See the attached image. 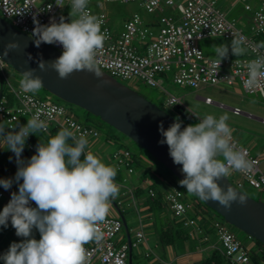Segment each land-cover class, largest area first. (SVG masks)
<instances>
[{"label": "clouds", "instance_id": "1", "mask_svg": "<svg viewBox=\"0 0 264 264\" xmlns=\"http://www.w3.org/2000/svg\"><path fill=\"white\" fill-rule=\"evenodd\" d=\"M55 2L64 5L63 0ZM68 5L70 22L61 17L58 23L37 22L33 29L36 46L58 44L63 49L54 61H41L39 69L44 70L47 63L61 79L76 71L91 72L101 78L96 55L108 39L101 28L102 20L91 13L89 0H70ZM17 47L15 42L6 44L3 56ZM212 49L217 68L229 52L244 56L249 51L242 35L234 36L230 45H214ZM256 49H264V42L256 45ZM246 68V87L258 86L264 79V54L248 61ZM35 72V69L22 72L19 84L23 92L36 94L43 88V80ZM228 120L227 113L219 117L206 114L198 123L181 128L182 121L177 117L167 129L162 123L158 129L164 138L160 143L167 144L173 163L182 166L184 178L179 184L190 196L216 202L225 210L233 203L244 205L246 195L230 185L221 186L220 181L233 172H246L252 167L246 151L233 143ZM5 127L0 124V138L15 155L17 170L13 178L0 179V187L8 190L15 181L18 192H12L9 202L0 210V226L6 228L10 221L16 236L23 239L11 243L0 259L4 264H87L85 246L103 238L99 226L106 222L111 202L120 194L117 168L86 150L87 138L95 135L86 137L83 132L77 135L71 127H62L55 135L48 133L47 140L40 141L35 154L25 161L21 154L26 139L30 134L47 133V123L37 113L18 130L5 131ZM33 229L39 232V239L33 237Z\"/></svg>", "mask_w": 264, "mask_h": 264}, {"label": "built area", "instance_id": "2", "mask_svg": "<svg viewBox=\"0 0 264 264\" xmlns=\"http://www.w3.org/2000/svg\"><path fill=\"white\" fill-rule=\"evenodd\" d=\"M116 1L137 2L147 12L156 14L157 17L152 22H145L137 12H134L123 22L121 32L115 35L106 24V13L100 12L97 17L102 20V31L108 34L104 47L98 50L96 55L100 68L119 79L139 78L150 86L159 87L167 94L166 104L170 106L181 104V98L168 93L160 85L159 78H162L161 74L165 75L171 70L173 81L180 85L197 88L206 84L237 83L244 92H261L264 96V79H261L256 87H246L247 62L254 59L257 54H264V49H256V45L264 42L262 41L264 39L259 40V36L264 33V0H261L259 8L252 17V22L249 23V33H244L233 20L228 19L225 12L217 7L216 0ZM178 1L181 3L176 18H173L172 14L167 15L161 12L162 6L174 5ZM63 3L61 7L55 0H0V15L20 30L36 38L33 35V29L37 22L40 25H47L52 21L58 23L61 17L65 22H70V6L68 5L70 0H63ZM237 35L246 37L248 53L244 56L223 59L219 68L215 65V57L206 56L198 44V40L208 36L227 38ZM51 46L63 50L58 44ZM1 66L0 60V68ZM13 92L16 103H6L5 97L0 105L1 115L9 122V126L13 125L15 118L19 115L28 114L31 117L39 113L40 118L47 123L48 129L51 126L71 127L77 135L80 132L85 133L86 137L96 135L97 131L94 127L83 125L70 114L68 109L51 100L49 95L40 99L32 93L23 92L20 88H13ZM204 100L210 102L211 97L205 96ZM232 111L238 113L240 108L234 106ZM232 141L246 151L247 158L252 164L250 170L238 172L239 178L233 182L240 188L248 184L256 189H264V170L260 168L259 158L252 155L247 146L239 144L233 137ZM114 155L116 156L114 166L117 171L122 168L130 173L133 170L132 158L128 150H118ZM122 179L126 180L127 177L124 176ZM127 190L130 191L129 188ZM147 191L153 194L152 188H147ZM163 198L170 211L186 216L187 203L183 201L181 190L175 187L169 189L164 192ZM186 217L184 224L193 222L188 215ZM210 219L217 235L220 252L230 263L248 264V251L235 234L229 231L222 221L212 217ZM99 227L103 232V238L85 246L88 255L87 264L94 259L97 260V264H128L129 245L133 249L140 243L146 242L141 218H139V227L132 234L129 243L116 238L122 227V221L116 214H109L106 222ZM195 229L198 235L203 234L200 227ZM196 232L191 231L189 234L196 235Z\"/></svg>", "mask_w": 264, "mask_h": 264}, {"label": "rangeland", "instance_id": "3", "mask_svg": "<svg viewBox=\"0 0 264 264\" xmlns=\"http://www.w3.org/2000/svg\"><path fill=\"white\" fill-rule=\"evenodd\" d=\"M216 2H217L216 3L217 7L221 8L226 13L227 18L235 19L236 24L238 26H243V29L246 32L249 31L248 24H249L250 11L245 10L243 8V4L240 0H216ZM249 2L251 3V5H253V7L256 6L253 0H249ZM100 3L102 7L104 8V10L107 12V22L113 34L115 35L121 32L122 21L125 18L130 17L135 11L138 10V5L135 2H118V1L103 2L102 0H91L90 1V5L94 11H97V8L99 7ZM177 3L180 4L179 2ZM173 10L179 12V7L178 6L169 7L168 11L165 10L164 13H168L170 15ZM176 16L177 15L174 14L173 18H175ZM220 39L221 38L219 36H208V37L198 40V44L201 46L205 55L211 57V56H215L214 49L212 48L214 45L220 44ZM2 70H4L6 78L7 77L10 78L14 86L20 87L19 81L22 79V75L20 73L16 72L15 70H13L12 68H10L8 65L4 63L2 65ZM161 77L162 78H159L160 85L166 91H168V93L181 98L182 105L180 107H176V104L174 106H170L166 104L167 94L163 90H161L159 87L150 86L144 83L139 78L125 80V82L131 85L133 88H135L137 91H139L146 97H148L150 100H152L156 104L165 108L175 118L178 117L179 120L182 121V123L185 126L198 123L200 120L199 118L205 116L208 113L205 111L204 112L205 115H203V113H201L200 111L194 109L193 107H190V105H192L190 104L191 101L195 103H198V101H200L195 97L196 94H199L202 96L210 95L213 100L217 102H222L223 104H226L229 106H233L232 103H234L235 101L237 104L240 105L239 108L242 111H247L258 117L264 118V96L261 92H256V93L245 95L241 91H239L238 88L222 89L216 85L207 84V85H202V86L207 87V89H202L201 85L199 86V88L186 86V85H180L176 83L175 81H173L172 70L166 72L165 75L161 74ZM3 89L4 90L6 89L5 82L3 85ZM47 94L50 95L44 88H42L35 95L42 97ZM50 96L53 100H55L53 95H50ZM241 97H243L245 102L239 101ZM249 103L255 104V106L250 108ZM65 105L67 106L70 114L74 118H77L79 120L87 119L89 124L91 123V121L92 123L93 122L95 123V125L100 131V137L102 138V141H106L107 148L110 150L109 151L110 153H112L113 151H117L119 148L127 147L135 155L136 161H138V164L135 165V170H134L135 172L131 174L127 173V175L129 174V178L126 180H123L122 177H119V179L116 180V182L120 185V194L116 198V200H120L121 207L123 208V212H124L123 215L125 216L127 224L130 228V232H132V229L135 226H136L135 229L139 227V218H141L143 224L145 225L144 231H145V235L147 237L148 244H149L148 246H145L146 242L145 243L142 242L138 246L134 247V252L137 251L138 255H134L133 264H152L153 262H155L156 264H164L165 262H163V260L156 259L157 254H160V256L162 255L161 258H164V261L169 260L170 259V256L168 255L169 246L160 245L157 241L156 229H155L156 227H155V223L153 222L154 221L153 214L145 211L143 208L144 203H143L142 198L145 199V196L138 197L137 199L138 210L137 211L135 209H132V207L129 206V203H132V196L130 194V191L127 190V186L128 187L134 186L138 183V178L136 176L138 174L140 175V179H141L140 180L141 187L144 190L147 189V185H153L156 188L164 190V192L174 187L178 188L179 190L183 192V201L189 204V207L192 210H193V207H195V202H196L195 197L196 196H190L186 192V190L179 184V182L172 176V174L168 172V170L162 167V165L155 158H153L148 152L140 149V147L135 142H133L131 139L122 135V133L117 132L114 129L110 128V126L101 122L96 117L87 114L83 108L78 107L76 105L68 104V103H66ZM204 106L208 107L207 105H204ZM203 109H206V108H203ZM211 114L217 117L220 116L219 114H216L214 112H212ZM241 115H244V114H241ZM229 117H231L235 121V123L239 122L241 127L243 128L244 126L247 125L248 122H251V120H247L248 118L244 116L230 115ZM227 123L229 124L231 128H233L231 121L228 120ZM260 126L261 128H264V124ZM258 131H259L258 135L264 136V130H258ZM106 136H109V137L106 138ZM113 158L114 160H116V156H113ZM261 168L264 169L262 166ZM118 172L121 175L122 174L124 175L125 170L121 168L118 170ZM229 178L232 181H235L237 178H239V173L233 172L229 176ZM241 188L245 190L247 193H249L250 195H253L254 197L260 196L262 200H264V190H258L248 184L242 185ZM204 210H203V214L202 212L197 210L195 212L196 215H192V216L198 222L200 220H203L204 222H202V224L204 226L206 225V222L202 218L205 216L212 217L213 219L222 221L224 225L226 226V228L229 231L233 232L244 246H246L248 249L255 248V242H254L253 237L248 236V234H246L244 231L226 222L220 216L213 213L212 210L210 211L209 210L204 211ZM188 211L189 209H187L185 213L186 216H187ZM170 214L171 213H170L169 208L163 207L160 210L159 216L164 218L165 216H170ZM186 216L182 215V217H176V220H177L176 225L184 227L181 222L184 220V218H186ZM146 224H149L150 226L147 227ZM2 227L3 226H0V235L1 234L4 235L7 233V231H2ZM192 231L196 232V229H192ZM122 232H123V229L120 230L119 234H117V237H116L117 239L122 238L120 236ZM213 235L215 237V240H217L216 232L212 230V237ZM37 237L39 239V232L37 234ZM197 241H198V238H197V232H196L195 236L190 235L188 236V238H186L185 241H182V242L183 243L189 242L191 246H195ZM4 243L6 245V241L0 243V256H2L9 248V247H4L3 246ZM7 244L10 245L11 243L7 241ZM182 249L183 251L185 250V248H179V249L176 248V251L181 252ZM162 250H164L165 253H163ZM146 251H149L151 253V256L148 259H146L143 255V253H145ZM0 264H4V261L2 259H0ZM91 264H96V262H92ZM172 264H175V263H172ZM248 264H251V263H248Z\"/></svg>", "mask_w": 264, "mask_h": 264}, {"label": "water", "instance_id": "4", "mask_svg": "<svg viewBox=\"0 0 264 264\" xmlns=\"http://www.w3.org/2000/svg\"><path fill=\"white\" fill-rule=\"evenodd\" d=\"M35 39L0 15V60L2 63L21 75L27 69H35V74L43 80V88L50 94L83 108L126 135L144 148L178 182L184 178L182 166L173 163L168 154L167 144L160 143L164 138L158 130L159 125L162 123L164 129H167L175 120L172 114L100 67L103 74L101 78L95 77L91 72L76 71L66 79H61L47 63L45 69L40 70L41 61H54L62 51L45 43L36 46ZM10 42L17 43L18 47L9 50L8 55L3 56L5 45ZM176 107H179V104ZM183 127L185 125L182 123L181 128ZM23 153L31 157L26 150H23ZM220 184L224 187L230 185L245 194L246 203L244 205L233 203L229 210H225L216 202H204L197 198L223 220L264 244V200L260 196L250 195L235 185L229 177L221 180ZM112 204L122 221L126 241L129 243L130 234L126 220L114 201ZM127 262L132 264L130 245Z\"/></svg>", "mask_w": 264, "mask_h": 264}, {"label": "trees", "instance_id": "5", "mask_svg": "<svg viewBox=\"0 0 264 264\" xmlns=\"http://www.w3.org/2000/svg\"><path fill=\"white\" fill-rule=\"evenodd\" d=\"M90 1L89 0V8L91 10V13L93 15H96L98 16L100 12L104 11L106 13V24L109 26L108 22H107V12L103 9V8H100L99 10H97L96 12L93 11L91 5H90ZM103 1V0H102ZM111 1H116V0H110V1H103V2H111ZM241 1V0H240ZM254 3L256 4L255 7H253V5H251V3L249 2V0H244V1H241L242 4H243V8L245 10H248L250 11V16H249V23L252 22V17L255 13V11L259 8L260 4H261V0H253ZM120 2V1H118ZM126 2H130V1H126ZM247 5V7H246ZM226 14V13H225ZM227 17V16H226ZM229 19V18H228ZM125 20V19H124ZM124 20L122 21V27H123V22ZM230 20H233L235 25L239 28H241L243 30L244 33H249L250 29L248 32H246L244 29H243V26H238L236 24V20L235 19H230ZM247 25V24H246ZM110 28V26H109ZM248 28H249V24H248ZM111 29V28H110ZM233 37H221L220 39V44H231V40H232ZM264 39V33L259 36V40H262ZM200 46V45H199ZM201 47V46H200ZM202 49V48H201ZM203 51V50H202ZM204 53V51H203ZM205 54V53H204ZM209 57V56H208ZM211 57H215V56H211ZM228 57H239V56H233L230 52H229V55ZM0 84H1V91H0V105L2 104V100L5 98L6 99V103L9 102V104L11 103H16V99H15V96H13L14 92H13V88L14 89H19L20 87H16L12 84V81L10 80V78H6L5 76V73H4V70H2V66L0 68ZM133 79V78H132ZM123 82H125L124 79H121ZM4 82L6 84V89L4 90L3 89V85H4ZM126 83V82H125ZM127 84V83H126ZM207 85V84H206ZM212 85V84H211ZM131 86V85H130ZM21 89V88H20ZM48 92V91H47ZM49 93V92H48ZM50 94V93H49ZM35 95V94H34ZM48 95V94H47ZM38 96V95H35L37 96L38 98L40 99H44L46 98V96ZM50 95H53V94H50ZM49 95V96H50ZM55 100H53L50 96V99L53 100L54 102H57L58 104L62 105L65 109H68L67 106L65 105L66 103L68 102H65L63 101L62 99L56 97L55 95H53ZM68 104H71V103H68ZM74 105V104H72ZM79 107V106H78ZM85 112L89 115H92L94 117H96L95 115L91 114L90 112L86 111ZM30 116L28 114H24V115H21V116H18L15 118L14 122H13V125L12 126H9V122L6 120L5 117H3L1 115V111H0V124H3L5 125V131H13V130H18L19 129V126L21 125H24L27 123V119H29ZM98 120H100L98 117H96ZM77 119V118H76ZM79 120V119H77ZM80 122L83 123V125L87 126V127H90V126H94L97 133L95 136H91L89 138H92V137H96L100 139V141H102V138L100 137V131L99 129L97 128V126L95 125V123L91 121V123L89 124L88 120L85 119V120H79ZM101 122L105 123L104 121L100 120ZM107 124V123H105ZM108 126H110L109 124H107ZM110 128L114 129L115 131L117 132H120L118 130H116L115 128H113L112 126H110ZM60 129V127L58 128H54V127H50L48 129V132L47 133H37V134H40L42 135V140L39 139V137H36L37 134H30L28 136V138L26 139V143H25V150L30 152L32 155L35 154V150H36V145L40 142V141H46L47 138H48V133H51L52 135H55L56 132ZM121 133V132H120ZM106 135V134H105ZM110 135V134H109ZM122 135H124L122 133ZM111 136V135H110ZM126 136V135H124ZM109 136H106V138H108ZM127 137V136H126ZM44 139V140H43ZM88 139V138H87ZM130 139V138H129ZM134 142V141H133ZM137 144V143H136ZM140 149L142 150H145L144 148H142L139 144H137ZM29 146H32V148H29ZM122 150L124 149H128L127 147H122L121 148ZM86 150H90L89 148H87ZM146 151V150H145ZM147 152V151H146ZM116 153V151H113L112 153H110L109 155L106 154L107 156H110L108 158V161L110 160V158H112V161L115 163L116 160H114L113 156H115L114 154ZM104 154L102 156H99L103 162H106V164H109L107 162V158L106 156H104ZM133 157L132 158V166L135 168V165L138 164V161H136V157L133 153H130ZM135 157V158H134ZM114 163L112 165H114ZM165 168V167H164ZM166 169V168H165ZM167 170V169H166ZM3 172H4V169H3ZM169 172V171H168ZM170 173V172H169ZM3 178V175H2V172L0 171V179ZM127 188L130 189L131 191V196H132V203H129V206L132 207V209H135L136 211L138 210V205H137V199L140 195H144L145 196V201L143 202L146 206H145V211L147 212H150L151 214H153V218H154V223H155V229H156V237H157V241L160 245H165V246H173V245H176L178 243H181L183 240H186V238H188V236L192 235V234H189V232L192 231V229H195L196 227H200L203 231V234H205L204 232H207L208 234H211L212 233V230L214 231V227L212 226V222H211V219L210 217H203L202 219L205 220L206 222V225L204 226L202 224V222H204L203 220H200L199 222L192 216V215H196V211H200L202 212L203 214V210L206 211V210H209L207 207H205L203 205V203L197 199H196V202H195V207H193V210L190 209L189 207V204H187V209H189L187 215L188 217L192 218L193 219V222L192 223H187V224H184V221L187 219L184 218V220L181 222L183 224L184 227H181V226H178L176 225L177 224V220H176V217H182V215H177L175 214L174 212L170 211V216H165L164 218H162L161 216H159L160 214V210L164 207H167L166 205V202L164 201V198H163V195H164V190L162 189H159V188H156L154 187L153 185H148L147 188H152L153 189V194H149L147 189L144 190L143 188L139 187V186H127ZM178 189V188H177ZM258 190H264V189H258ZM119 201V202H117ZM115 205L116 207L120 210V212L122 214H124L123 212V208L121 207V203H120V200H116L115 199ZM202 206V207H200ZM213 212V211H212ZM205 213V212H204ZM214 213V212H213ZM115 214H116V211H115ZM117 215V214H116ZM206 215V214H205ZM118 216V215H117ZM119 217V216H118ZM199 217V216H198ZM209 218V219H208ZM127 227L129 229V226L127 224ZM123 227H121L120 230H122ZM120 232V231H119ZM193 232V231H192ZM130 233V232H129ZM23 238L22 237H18L16 236L15 234V230H10L8 231L6 234L4 235H0V243L1 242H4L6 241V245L4 243V247H9L10 245L7 244V241H9L10 243H13V242H17L19 243ZM36 239V238H35ZM254 239V242H255V248L254 249H248L246 246L245 248L247 249L248 251V263H251V264H264V244L253 238ZM241 242V241H240ZM242 244V242H241ZM134 255H138V254H134L132 252V264H133V258H134ZM144 257L146 259H148L150 256H151V253L149 251H146L145 253H143ZM157 259V258H156ZM159 260V259H158ZM92 262H96L97 264V260L94 259ZM91 262V263H92ZM90 263V264H91ZM165 264V263H164ZM196 264H233V263H230V261L220 252L219 248H213L211 249L208 253L204 254L198 261Z\"/></svg>", "mask_w": 264, "mask_h": 264}, {"label": "crops", "instance_id": "6", "mask_svg": "<svg viewBox=\"0 0 264 264\" xmlns=\"http://www.w3.org/2000/svg\"><path fill=\"white\" fill-rule=\"evenodd\" d=\"M135 3L138 5V10L135 11V12H137L140 15L141 19H143L145 22H152L153 20L156 19V17H157L156 14L147 12L137 2H135ZM176 6L180 7V4L176 3V5H174L173 7H176ZM100 8H103L101 3L99 4V7L97 8V10H99ZM162 8H163V10H162ZM168 8L169 7H163L162 6L160 10L164 12L165 10L168 11ZM166 14L169 15L168 13H166ZM171 14H172V17H173V15L174 14L177 15L178 12L173 10L171 12ZM128 18H125V20L128 19ZM219 37L221 38V36H219ZM216 86H218L219 88H222V89H226V88L236 89V88H238V90L241 91L245 95L246 94H252V93L244 92L241 89L240 85H238L237 83L231 84V85L219 84V85H216ZM202 89H207V87L202 86ZM254 93H256V92H254ZM205 96L211 97L210 95H205ZM205 96L196 94L195 97L198 100H200V101H198V103H195V102L191 101L190 104H192V105H190V107H193L194 109L200 111L201 113H203V115H205L204 114L205 111L208 112L207 114H211L212 112H214L216 114H219V115L227 113L228 116H230V115H233V116L239 115V116H244V117L248 118L247 120H251V122H248L247 125L244 126V128H243V127H241L239 122L235 123V121L231 117H229V121H231L232 126H233V128H232V130H233L232 137L239 144L247 146L249 148L250 153L252 155H254V156H257L259 158V160H260V164H259L260 168H261V166L264 168V136L263 135H258V133H259L258 130H264V128H261V126H260V125L264 124L263 123L264 122V118L258 117V116L254 115V114H251L250 112H247V111H242L241 109H240V112H238V113L233 112L232 111V107H234V106H238L239 107L240 106L235 101H234V103H232L233 106H229V105L223 104L222 102H217V101L213 100L212 98H211L210 102H206L204 100ZM239 101L245 102L243 97H241V99H239ZM252 101H253V99H252ZM181 105H182V102H181V104H179V107ZM204 105H207L208 107H206ZM253 106H255V104L249 103V107L250 108L253 107ZM184 107H186V106H184ZM203 108H206V109H203ZM241 114H244V115H241ZM180 116H181V114H180ZM244 117H242V118H244ZM200 118H202V117H200ZM36 137H39V139L42 140L43 136L40 135V134H37ZM87 140H88V148L93 153L96 152V154L99 155V156H102L104 153H106L108 155L110 154V152H109L110 150L107 148L106 141H100L99 137L98 138L92 137V138H88ZM119 149H121V148H119ZM129 152L132 153L130 150H129ZM106 154H104V156H106L107 162L112 165L114 163L112 161V158H110V160L108 161V158L110 156H107ZM130 156L133 157L131 154H130ZM21 157L25 161L30 158L27 154H25L23 152L21 154ZM3 169H4V172H3ZM16 170H17V164H16L15 155L10 150H8L6 148V145H5L4 141H3V139L0 138V171L2 172V175H3L2 179L13 178L15 176ZM134 170H135V168L133 167V170H132L131 173H134L135 172ZM123 176H125V177L127 176V179L129 178V174L127 175V173H125L124 175L123 174L121 175L118 172L116 180L119 179V177H123ZM136 176L138 178V183L136 185L141 187L140 175L137 174ZM21 183H22V181H21ZM147 187H148V185H147ZM12 192H18V185H17V183L15 181L13 182L11 188L8 189V190H5L3 187H0V210H2L3 207L9 202ZM140 196L144 197L143 194L140 195ZM142 200H143V202L145 201L144 198H142ZM113 201L115 202V200H113ZM30 203H31L32 207H35V203L34 202H30ZM145 206L146 205L143 204V208L144 209H145ZM109 214H115V208H114L112 202H111V208H110ZM124 218H125V216H124ZM126 223H127V221H126ZM142 224H143V222H142ZM146 226L149 227L150 225L146 224ZM135 227L132 229V232H130V228H129L130 237L132 236V234L136 230ZM12 229L15 230L11 226L10 221L8 222V226L6 228L4 226L2 227V231H7L8 232V231H10ZM144 229H145V225L143 224V231H144ZM33 231H34L33 232V237L38 239V237H37L38 231L34 230V229H33ZM204 233L205 234H202V235H198L197 234L198 241L195 244V246H191L189 242H186V243L185 242L184 243L181 242V243H178L177 246L176 245L169 246L168 255L170 256V259L164 261V258H161L162 255L160 256V254H157V260L158 259L159 260H163V262H165V264H172V263H175V264H196L197 261L204 254L208 253L211 249L218 247L217 240H215L214 235L212 237V233L211 234H208L207 232H204ZM144 234H145V231H144ZM203 235H205V236H203ZM120 236L122 238L121 239H117V240L126 241V236H125L124 230H123L122 234H120ZM193 236H195V235H193ZM145 237H146V235H145ZM183 241H185V240H183ZM148 245L149 244H148V240H147V237H146L145 246H148ZM176 248L177 249L185 248V250L183 251V249H182V251L179 252V251H176ZM162 251H163V253H165L164 250H162ZM132 252L134 254H136V253L138 254L137 251L134 252V248H133ZM152 264H156V263L153 262Z\"/></svg>", "mask_w": 264, "mask_h": 264}]
</instances>
